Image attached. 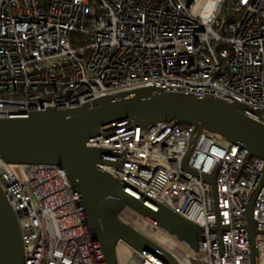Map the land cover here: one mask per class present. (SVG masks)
I'll return each instance as SVG.
<instances>
[{
  "label": "built area",
  "instance_id": "2783aa9c",
  "mask_svg": "<svg viewBox=\"0 0 264 264\" xmlns=\"http://www.w3.org/2000/svg\"><path fill=\"white\" fill-rule=\"evenodd\" d=\"M146 87L235 101L264 124V0H0V119ZM102 131L86 143L103 151L96 167L145 207L164 206L200 229L196 251L157 229L179 264H251L244 210L253 197L264 264L262 159L202 130L185 169L192 125L123 121ZM203 176L214 177L215 193ZM0 191L23 264H104L59 166L0 160ZM116 257L156 264L123 241Z\"/></svg>",
  "mask_w": 264,
  "mask_h": 264
},
{
  "label": "water",
  "instance_id": "95a60500",
  "mask_svg": "<svg viewBox=\"0 0 264 264\" xmlns=\"http://www.w3.org/2000/svg\"><path fill=\"white\" fill-rule=\"evenodd\" d=\"M249 109L212 95L165 92L156 87L134 90L116 97H101L79 107L47 108L23 119H0V160L12 164H48L65 173L82 211L89 233L98 245L104 264H118L116 246L125 242L156 264H179L167 250L119 219L129 208L147 222L197 250L200 229L164 206L157 211L128 196L123 185L96 167L103 152L86 143L106 135L102 128L123 121L147 127L176 122L196 128L183 166L197 135L206 130L242 144L264 162V124L246 115ZM194 173V172H193ZM203 179L214 187V177ZM264 182V165L255 183V195ZM253 199L245 206L244 220L250 263L257 264ZM0 264H23L19 232L14 215L0 191Z\"/></svg>",
  "mask_w": 264,
  "mask_h": 264
},
{
  "label": "rangeland",
  "instance_id": "374dc122",
  "mask_svg": "<svg viewBox=\"0 0 264 264\" xmlns=\"http://www.w3.org/2000/svg\"><path fill=\"white\" fill-rule=\"evenodd\" d=\"M123 215L125 216V219H128L129 221H131V224H134V226L138 230L143 231L145 234L150 236L152 233H154L157 236H161V233H159V231L156 230L158 229L157 227H155L153 224L149 222H146V220H144L142 217H139L134 212L126 211Z\"/></svg>",
  "mask_w": 264,
  "mask_h": 264
},
{
  "label": "bare ground",
  "instance_id": "6f19581e",
  "mask_svg": "<svg viewBox=\"0 0 264 264\" xmlns=\"http://www.w3.org/2000/svg\"><path fill=\"white\" fill-rule=\"evenodd\" d=\"M126 223L128 225H130L131 227H133L134 229H136L137 231H139L140 233H142L144 236L148 237L149 239H151L153 242H155L156 244H158L159 246H161L162 248H164L165 250H167L168 252H170L169 248H167L166 246V239L168 238L167 235L163 234L162 232L159 231V233H161V236H157L154 233H152L150 236L145 234L143 231L138 230L134 224H131V221H129L128 219H126ZM154 229V228H153ZM157 230V229H156ZM158 231V230H157ZM154 232V231H153ZM171 253V252H170Z\"/></svg>",
  "mask_w": 264,
  "mask_h": 264
}]
</instances>
